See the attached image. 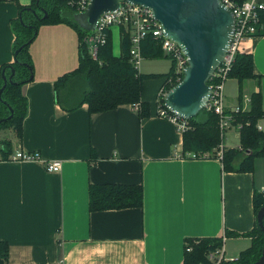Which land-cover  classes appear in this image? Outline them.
<instances>
[{
  "label": "crops",
  "instance_id": "crops-1",
  "mask_svg": "<svg viewBox=\"0 0 264 264\" xmlns=\"http://www.w3.org/2000/svg\"><path fill=\"white\" fill-rule=\"evenodd\" d=\"M30 3L0 0V70L14 60L12 21ZM120 43L114 26L116 56ZM79 44L71 25L46 23L28 46L33 74L21 87L26 109L20 133L11 129L0 139L11 142L7 155L0 150V241L8 243L7 264H183L185 241L202 237H221L223 258H236L251 244L252 201L264 185V157L254 159L251 171L235 172L223 169L217 155H181L182 134L157 112L172 70L163 54L139 71L152 74L141 92L147 116L131 104L94 113L85 103L64 110L55 101L54 82L78 66ZM239 48L251 54L256 76L241 83L227 79L235 86L227 88L226 109L248 108L245 99L257 91L264 109V35ZM263 119L257 122L262 132ZM229 130L239 137L237 129ZM222 142L233 147L224 136ZM16 151L61 160V169L49 172L40 161L13 159ZM104 183L140 185L141 207L91 212L89 185Z\"/></svg>",
  "mask_w": 264,
  "mask_h": 264
},
{
  "label": "trees",
  "instance_id": "trees-1",
  "mask_svg": "<svg viewBox=\"0 0 264 264\" xmlns=\"http://www.w3.org/2000/svg\"><path fill=\"white\" fill-rule=\"evenodd\" d=\"M242 1L234 0L236 3ZM28 7L31 9H27ZM73 12H75L74 8L63 0H31L28 6L19 7V16L12 21L15 35L14 60L10 64L3 65L0 70L1 88L3 70L6 76H9L10 68L14 69L12 80H7L0 93V120L7 118L0 122V129L10 127L15 133H20L26 109L25 96L21 87L23 83L32 79L33 74V63L28 46L35 37L38 27L46 23L69 24L77 30L80 40L78 66L59 76L54 82L55 101L61 108L70 111L85 103L89 112L94 113L108 111L122 104H131L139 106L140 116L149 114V104L141 100V92L144 79L152 74L140 73L130 61V29L125 26L118 27L121 33V52L118 56L112 53L111 30H107L106 40L98 45L96 57L93 58L89 52L88 43L84 39L92 32L83 30L74 22ZM44 13H46L45 17H43ZM256 35H264V9L259 11ZM141 49L144 58L162 55L158 42L152 37L142 41ZM16 50H18L17 54H15ZM170 73H166L165 78ZM255 76L251 54L238 50L234 55L228 78H235L241 83ZM171 86H168V89ZM158 102L163 107V99H158ZM247 103L248 108L242 109L239 106L238 111L233 115V123L239 127L237 129L239 147L225 148L223 146L220 159L223 169L228 171L249 172L253 168L254 159L259 156L264 157V132L257 128L258 120L264 116L261 93L258 91L251 93ZM218 124L217 115L206 107L189 119L188 129L182 132L183 153L181 155L192 151L216 156L222 142ZM10 145L9 139L0 141V150L3 155L9 153ZM215 148H217L216 152H214ZM194 155L203 156V153ZM92 159L93 156H91ZM142 200L140 185L106 183L89 185L88 207L91 212L141 207ZM252 202L255 224L250 232L252 235L250 246L242 250L236 258L223 259L218 264H256L259 259L263 246V234L256 222V214L264 205V195L255 192ZM262 222L264 226V216ZM221 243V237L187 239L184 244L183 264H215L208 255ZM8 251V243L0 241V264H7Z\"/></svg>",
  "mask_w": 264,
  "mask_h": 264
},
{
  "label": "water",
  "instance_id": "water-1",
  "mask_svg": "<svg viewBox=\"0 0 264 264\" xmlns=\"http://www.w3.org/2000/svg\"><path fill=\"white\" fill-rule=\"evenodd\" d=\"M122 1L89 0L83 11L73 12L74 22L83 30L92 32L99 16L117 10ZM124 1L151 9L164 36L176 42L185 55L187 64L182 70V77L166 91L163 105L179 118L189 120L195 117L206 107L211 94L208 81L227 54L234 31L235 18L232 10L221 0ZM45 16L46 13L43 14ZM13 75L12 67L9 76L3 70L0 93ZM263 216L264 205L256 214V222L263 234L262 251L256 264H264Z\"/></svg>",
  "mask_w": 264,
  "mask_h": 264
},
{
  "label": "built area",
  "instance_id": "built-area-1",
  "mask_svg": "<svg viewBox=\"0 0 264 264\" xmlns=\"http://www.w3.org/2000/svg\"><path fill=\"white\" fill-rule=\"evenodd\" d=\"M63 1L70 7H73L75 12H81L86 8L89 0ZM221 1L230 8L234 14V31L224 60L208 81L211 94L206 108L217 115L218 125L223 138L226 130L232 127L239 129L238 125L233 123V115L238 111L239 107L237 106L229 112L226 109L224 83L228 78L234 55L239 50L240 44L245 39L256 35L257 24L259 22V11L264 9V0H243L241 3H236L234 0ZM114 26H125L130 29L131 46L129 49V56L130 61L135 68L138 69L140 61L143 59L141 49L142 41L147 37H152L158 42L162 54L172 61V71L167 76L166 81H171L175 78L178 82L181 79L182 70L186 66L187 60L178 44L164 36L161 25L154 18L151 9L131 4L124 0L117 10L101 14L92 33L84 38L88 43L89 52L93 58L96 57L98 45L105 42L107 30H111ZM166 91V87L161 88L159 95L164 96ZM245 100L248 102V99ZM134 109L139 111V106L135 105ZM157 112L159 116L167 118L173 122L179 133L182 134L184 130L188 129V120L179 118L170 113L164 105L163 107L159 105ZM223 146L224 145L221 142L216 153L219 158H222ZM192 156L195 155L192 154ZM12 158L24 162L40 161L44 168L49 172H59L62 165L61 160L58 159L42 160L36 152L16 151L12 155ZM259 192L264 195V185L261 186ZM223 252L224 245L222 240L221 245L209 253V259L212 260L213 263L218 264L224 259Z\"/></svg>",
  "mask_w": 264,
  "mask_h": 264
},
{
  "label": "rangeland",
  "instance_id": "rangeland-1",
  "mask_svg": "<svg viewBox=\"0 0 264 264\" xmlns=\"http://www.w3.org/2000/svg\"><path fill=\"white\" fill-rule=\"evenodd\" d=\"M243 42V41H242ZM240 47H241V44H240ZM240 49V48H239ZM167 60V59H166ZM170 60V59H169ZM169 60H167V62L169 61ZM152 61H151V59L150 58H143L141 61H140V64H139V66H138V70L139 71H142V70H145V69H147L149 66H150V63H151ZM171 66V68H172V61L170 60V63H169ZM167 78V77H166ZM166 78H165V86H163V87H166L167 88V90H168V85H174V84H176V82H177V80H175V78H173L171 81H166ZM228 79V78H227ZM232 82V85H234L235 86V84L233 83V81H231V80H226L225 81V83H224V94L226 95L228 92H227V88H228V86H229V84ZM237 87V86H236ZM230 89H231V91H233V87L231 86L230 87ZM232 93H235V92H232ZM163 98V96H161V95H159V99L160 98ZM262 126H264V119L262 120ZM12 128H10V127H7V128H1L0 129V139H2L7 133H9L10 132V130H11ZM7 136V135H6ZM223 139V138H222ZM224 141H225V143H226V145H228V146H235L236 147V145H238L239 144V137H238V135L232 130V131H230L229 129L228 130H226L225 132H224ZM223 143V142H222ZM216 149L217 148H215V151L214 152H216ZM188 153V155H190V156H192V154H201V153H203V155H205L206 153L205 152H197V153H194V152H192V151H188L187 152Z\"/></svg>",
  "mask_w": 264,
  "mask_h": 264
}]
</instances>
